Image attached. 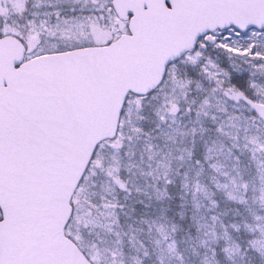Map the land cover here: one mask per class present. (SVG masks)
Segmentation results:
<instances>
[{
	"label": "snow or ice",
	"instance_id": "snow-or-ice-1",
	"mask_svg": "<svg viewBox=\"0 0 264 264\" xmlns=\"http://www.w3.org/2000/svg\"><path fill=\"white\" fill-rule=\"evenodd\" d=\"M0 264H264V0H0Z\"/></svg>",
	"mask_w": 264,
	"mask_h": 264
}]
</instances>
